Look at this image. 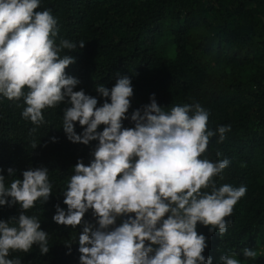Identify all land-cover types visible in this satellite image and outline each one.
I'll return each instance as SVG.
<instances>
[{
    "label": "clouds",
    "instance_id": "9594fccd",
    "mask_svg": "<svg viewBox=\"0 0 264 264\" xmlns=\"http://www.w3.org/2000/svg\"><path fill=\"white\" fill-rule=\"evenodd\" d=\"M40 2L0 0V96L22 99V117L36 127L46 123L44 110L65 105L62 129L67 139L98 142L88 164L81 158L73 166L63 189L67 208L56 204L52 217L58 225L82 228L79 264H213V257L204 255L207 237L197 226L224 236L231 223L225 218L247 192L246 186H217L215 178L223 179L229 159L202 158L211 139L218 134L217 143H222L230 126L213 131L209 112L199 103L166 110L154 93L129 117L134 89L127 75H119L111 89L96 85L102 105L85 90L76 91L81 81L66 73L76 58L61 53L82 49L85 43L61 38L57 45L58 21L50 9L37 11ZM129 119L133 127L124 126ZM3 171L0 206L19 205L21 211L0 220V264H22L13 253H29L34 246L41 255L50 251L49 233L38 216L27 213L37 201H49L52 184L46 167L25 170L22 179L9 167L10 183ZM90 210L95 223L85 219ZM64 244L71 255L72 240ZM242 254L246 260L259 255L248 247ZM219 264L242 261L231 252L222 254Z\"/></svg>",
    "mask_w": 264,
    "mask_h": 264
},
{
    "label": "trees",
    "instance_id": "16d2710c",
    "mask_svg": "<svg viewBox=\"0 0 264 264\" xmlns=\"http://www.w3.org/2000/svg\"><path fill=\"white\" fill-rule=\"evenodd\" d=\"M48 9L58 21L57 45L61 38L85 43L82 49L61 53L76 58L66 69L81 81L76 91L85 90L102 105L96 85L111 89L119 75H127L134 89L129 117L154 93L166 110L199 103L209 112L213 131L230 126L222 143H217L218 134L211 139L202 158L229 159L223 179L215 178L217 186H246L247 192L225 218L231 223L224 236L202 224L197 230L207 237L204 255L213 257V264L231 252L242 264H264V0H41L37 11ZM24 107L22 99L0 96V168L6 183L12 179L9 167L20 179L30 168L49 170L53 194L27 214L38 216L49 233L50 251L41 255L34 246L12 256L22 264H79L82 228L58 225L52 217L56 204L67 208L63 189L73 166L81 158L88 164L98 142L67 139L62 129L65 105L44 110L46 123L39 127L22 117ZM124 126L134 124L129 119ZM76 131H83L78 123ZM20 211L19 205L0 206V220ZM85 219L95 223L91 210ZM68 240L73 242L71 255L64 244ZM245 247L259 253L256 260H246Z\"/></svg>",
    "mask_w": 264,
    "mask_h": 264
}]
</instances>
